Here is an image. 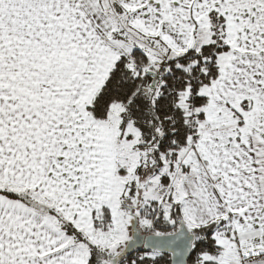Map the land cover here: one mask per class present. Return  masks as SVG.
<instances>
[{
  "label": "snow or ice",
  "instance_id": "1",
  "mask_svg": "<svg viewBox=\"0 0 264 264\" xmlns=\"http://www.w3.org/2000/svg\"><path fill=\"white\" fill-rule=\"evenodd\" d=\"M0 264H264V0H0Z\"/></svg>",
  "mask_w": 264,
  "mask_h": 264
}]
</instances>
